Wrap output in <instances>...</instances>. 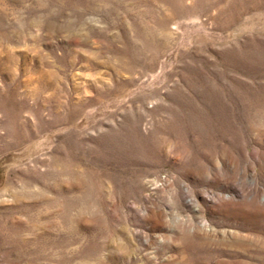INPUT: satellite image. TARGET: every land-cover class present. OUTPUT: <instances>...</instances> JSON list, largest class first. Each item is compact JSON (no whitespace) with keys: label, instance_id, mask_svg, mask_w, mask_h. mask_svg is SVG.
<instances>
[{"label":"rangeland","instance_id":"obj_1","mask_svg":"<svg viewBox=\"0 0 264 264\" xmlns=\"http://www.w3.org/2000/svg\"><path fill=\"white\" fill-rule=\"evenodd\" d=\"M0 264H264V0H0Z\"/></svg>","mask_w":264,"mask_h":264},{"label":"bare ground","instance_id":"obj_2","mask_svg":"<svg viewBox=\"0 0 264 264\" xmlns=\"http://www.w3.org/2000/svg\"><path fill=\"white\" fill-rule=\"evenodd\" d=\"M193 6V5H192ZM20 132L21 131H17L16 133H14L17 137V139H20V140H25V139H22V137L20 138L18 135L20 134ZM30 133V131H23V133H21L20 135L21 136H27L28 137V134ZM70 162H71V160H69ZM61 164V163H60ZM65 169V167H63L62 168V170L63 171H65L64 170ZM66 170H67V168H66ZM66 173L67 174H69L68 176H69V178H71V180L76 176V173H75V171L74 170H72V169H68V171H66ZM61 183V181H59L57 184L59 185ZM71 184H72V182H70ZM72 186V185H71ZM32 191V190H31ZM30 193L31 194H33V192H28V190H23V192H21L20 190H13V192H12V194H13V196H14V198L17 200V201H20V200H22V198H27V197H29V195H30ZM34 195V194H33ZM24 207V203L21 205V208L20 209H24V211H26V210H28V205L27 206H25V208H23ZM2 228V227H1ZM30 231V230H29ZM5 232V231H4ZM15 240V239H14ZM18 241V240H17ZM20 242V241H19ZM12 243V242H11ZM13 245V244H12ZM16 245V244H15Z\"/></svg>","mask_w":264,"mask_h":264}]
</instances>
